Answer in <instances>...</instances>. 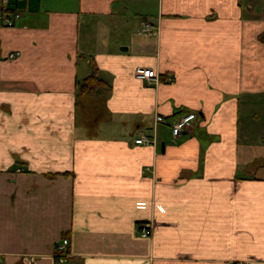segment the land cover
Segmentation results:
<instances>
[{
  "label": "crops",
  "instance_id": "obj_1",
  "mask_svg": "<svg viewBox=\"0 0 264 264\" xmlns=\"http://www.w3.org/2000/svg\"><path fill=\"white\" fill-rule=\"evenodd\" d=\"M263 32L264 0H0V264H264Z\"/></svg>",
  "mask_w": 264,
  "mask_h": 264
},
{
  "label": "built area",
  "instance_id": "obj_2",
  "mask_svg": "<svg viewBox=\"0 0 264 264\" xmlns=\"http://www.w3.org/2000/svg\"><path fill=\"white\" fill-rule=\"evenodd\" d=\"M17 15H13L12 18H5L3 20V26L9 28L13 25V22L15 19H17ZM10 58L13 57V55H9ZM135 76L146 82L147 84L149 82H155L156 75L153 71L147 70L144 68H139L135 70ZM195 119L194 114L192 113H185L176 120L173 121L171 125L168 126V133L171 138H176L180 135L181 132L187 130L192 121ZM155 123H164L163 119L160 116H155L154 118V124ZM154 143L153 136L148 137L145 135H140L137 139L133 141V144L135 145H152ZM138 234L141 237H147L149 235V229L147 226L141 227L138 230ZM66 246L67 241L65 239H62L59 244H57L54 248V257L56 258V261L58 264H61L63 260L66 258Z\"/></svg>",
  "mask_w": 264,
  "mask_h": 264
},
{
  "label": "trees",
  "instance_id": "obj_3",
  "mask_svg": "<svg viewBox=\"0 0 264 264\" xmlns=\"http://www.w3.org/2000/svg\"><path fill=\"white\" fill-rule=\"evenodd\" d=\"M264 44V32L257 37ZM96 68L90 65V74L76 84V97L97 96L105 90V83L96 76Z\"/></svg>",
  "mask_w": 264,
  "mask_h": 264
}]
</instances>
